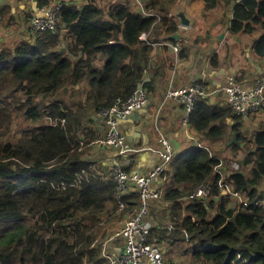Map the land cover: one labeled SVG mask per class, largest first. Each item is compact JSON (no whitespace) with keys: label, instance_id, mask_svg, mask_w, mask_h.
I'll return each instance as SVG.
<instances>
[{"label":"trees","instance_id":"16d2710c","mask_svg":"<svg viewBox=\"0 0 264 264\" xmlns=\"http://www.w3.org/2000/svg\"><path fill=\"white\" fill-rule=\"evenodd\" d=\"M176 1L143 2L150 16L138 0L106 7L62 1L55 31L27 29L29 35L13 46L0 45V264H109L103 256L109 233L103 230L137 209L139 194L119 196L110 172L88 159L91 146L102 140L87 122L88 113L127 101L140 85L154 91L146 75L157 78L164 71L153 64L160 34L171 38L180 32L176 18H169ZM218 1L205 0V10ZM55 4L37 0L39 8ZM6 14L8 26L16 22L6 8L0 9V24ZM228 31L250 38L254 55L264 60V0L237 2ZM218 59L212 58L213 67ZM19 116L27 124L12 142ZM241 120L227 104L198 99L190 127L204 145L216 154L223 148L230 158L222 157L219 174L220 160L196 147L175 157L166 175V220L175 230L166 236L168 228L153 226L152 237L163 249L189 242L193 264H264V210L242 207L220 185L222 180L250 202L264 195V120L252 131ZM231 161L240 169L229 166ZM201 185H208L210 195L189 199Z\"/></svg>","mask_w":264,"mask_h":264},{"label":"crops","instance_id":"0c3cea01","mask_svg":"<svg viewBox=\"0 0 264 264\" xmlns=\"http://www.w3.org/2000/svg\"><path fill=\"white\" fill-rule=\"evenodd\" d=\"M13 9L18 10L16 20L25 21V16H29L35 11V0H8ZM56 4H62V1L82 7L89 1H96L106 7L117 2L133 3L134 0H53ZM150 1V0H143ZM240 0H219L217 7L213 10H205V0H177L171 8L169 18L175 17L178 21V27L182 39L172 45L166 41V34L161 33L160 43L154 45L153 64H159L164 71L159 77L146 75V82L152 84L153 92L149 94V101L143 110L134 112L128 118L118 122V130L126 138L129 147L128 153H119L106 144L101 143L107 133L105 120L100 113L90 110L87 122L97 135L102 139L100 144L91 146L88 159L96 161V167H99L103 173L110 172L116 165H121L125 170H129V176L146 175L155 166L161 162L160 152L162 150L161 139L169 140L175 150V157L188 156L194 148L209 150L213 155L217 154L204 145L199 140L198 134L190 126L184 125L185 108L181 102L174 99H168L167 94L171 89L188 86L194 83H203L208 93L211 105L227 104L228 95L225 90L227 80L233 76L241 79V82L248 89H253L260 75L264 73V60L258 59L251 46V39L240 35H232L228 28L232 18L233 9ZM0 4L2 1L0 0ZM15 13V11L13 12ZM179 13H184L190 22V28L180 27ZM24 23V22H23ZM22 24V23H16ZM25 35H29L26 30L30 29V19L25 26ZM225 36L220 40V36ZM259 34L256 35V37ZM148 35H144L146 40ZM179 46V52L174 50V46ZM185 52V59H180L178 54ZM218 56L219 66L213 67L212 58ZM264 115V114H263ZM242 127L246 130V122L241 120ZM230 125H236L235 122L228 120ZM255 127H252V130ZM234 138V137H233ZM232 138V139H233ZM232 141V140H231ZM231 141H228L230 143ZM235 142V141H234ZM233 142V143H234ZM227 143V146H229ZM232 143V144H233ZM231 145V144H230ZM131 149V151H130ZM228 154V153H226ZM170 170V168H169ZM168 170V171H169ZM168 181L167 178H159L152 184L154 191H163V197ZM130 180L127 186V193H139L137 185ZM261 192L264 193V184ZM153 201L149 218L155 227L168 228L173 222L166 220L171 203L163 201ZM139 207V206H138ZM184 216L186 213L183 212ZM130 213L125 217L117 219L113 224L105 226L110 229H104L103 232L109 233L106 240L110 239L108 250L113 253L123 251L125 243L121 239H114L111 230L121 228L129 220ZM162 228V229H163ZM117 231L119 229H116ZM167 231V229H166ZM167 234V232H166ZM165 234V235H166ZM168 236V234L166 235ZM112 238V239H111ZM183 238V237H180ZM157 240V239H156ZM185 242V240H184ZM173 242L165 245L163 253L166 258L174 264H193L191 254V245L188 250L182 252L184 244ZM188 242H185L187 244ZM180 246V247H179ZM176 262V263H175ZM144 264H151L144 261Z\"/></svg>","mask_w":264,"mask_h":264},{"label":"built area","instance_id":"2783aa9c","mask_svg":"<svg viewBox=\"0 0 264 264\" xmlns=\"http://www.w3.org/2000/svg\"><path fill=\"white\" fill-rule=\"evenodd\" d=\"M61 6L62 4H55L50 8H36V13L32 19V27L34 30L38 32L54 31L57 28L58 14ZM141 7L143 13L149 16L152 14L144 8L143 4H141ZM173 48L176 52L179 51L178 45ZM226 92L235 114L248 117L264 107V76L258 80L256 86L251 90L245 88L231 77L228 80ZM204 94V88L199 84H192L191 86L170 91L169 97L178 100L185 107L184 125H189L190 115L194 110L195 104L200 96ZM148 101V92L145 89L138 88L127 101L120 102L110 109L103 110L101 116L106 122L107 133L101 143L108 146H119L122 148L121 153H128L129 147L127 140L119 132L118 122L128 118L134 112L142 110L148 104ZM161 143L162 150L159 155L161 162L146 175H134L131 177L124 171L121 165H116L110 171V177L117 185L119 196H123L127 193V186L130 180L136 183L139 192V207L133 212H130L129 220L118 231L114 232L113 229L111 230V234L113 233L112 238L124 241L125 247L123 251L117 253L110 252L108 250L110 239L104 241L103 256L109 264H144V261L151 264H168L165 260L163 248L152 240L154 225L149 218L152 202L154 200L159 201L163 197V191H154L151 189L152 184L159 178H164V180H166L170 164L175 156L174 147L169 140L162 138ZM210 154L212 155L211 152ZM222 166L223 162L216 167L215 171L222 174ZM229 166L233 167L235 170L240 169V164L236 161H231ZM220 185L226 188L233 197L239 198L242 207L249 208L255 206L264 210V195L250 202L242 199L238 192L231 189V187L222 180L220 181ZM209 195L210 188L208 185H201L189 199L208 197ZM121 208H124L123 204ZM193 221H195L194 218ZM174 230V223H171L168 226V235ZM185 233L188 238L187 240H189L188 233L186 231Z\"/></svg>","mask_w":264,"mask_h":264},{"label":"rangeland","instance_id":"374dc122","mask_svg":"<svg viewBox=\"0 0 264 264\" xmlns=\"http://www.w3.org/2000/svg\"><path fill=\"white\" fill-rule=\"evenodd\" d=\"M1 1H2V3L3 2L4 3L2 4V6L0 5V9L10 8L13 12L15 11V15L17 16L18 10L12 8L13 3H11L8 0H1ZM9 18H10V15H7L6 17H4L2 19L3 23L0 24V45L13 46L15 43H17V41L23 40V37L25 35V33H24L25 29H26L25 26L28 23V21L16 20V22H13L12 24H10L8 26L7 23H8ZM14 18L16 19L15 16H14ZM15 23H22V24H15ZM263 113H264V111L260 112L259 114L255 115V116L250 117L248 119V121L246 122V130L252 131V127H255V129H256V127L264 120ZM26 124H27V121L24 120L23 116H19V118H15L14 127H12V137H13L12 142L18 141L19 135H17V132L22 130L23 128H25ZM30 127H33V125H31ZM81 146H83V147L86 146L84 148L85 151L88 149V147H87L88 145L84 146V144H81ZM86 152L88 153L89 149ZM218 154H217V156H219L220 158H222V157L230 158V154L229 153L226 154V151H224L223 148H221V150L218 152ZM152 240L155 241L156 243L158 242L154 238H152ZM181 246H184L182 249V252H184V251L188 250L189 242L187 244H184ZM166 255H165V257H166ZM166 260L168 262H171L167 258H166Z\"/></svg>","mask_w":264,"mask_h":264},{"label":"clouds","instance_id":"9594fccd","mask_svg":"<svg viewBox=\"0 0 264 264\" xmlns=\"http://www.w3.org/2000/svg\"><path fill=\"white\" fill-rule=\"evenodd\" d=\"M241 1V0H240ZM139 2V4H140V6H141V4H143V0H139L138 1ZM4 3V2H3ZM2 3V4H3ZM2 4H0L1 6H2ZM143 6H144V4H143ZM34 7H35V11L32 13V15H33V17H34V15H35V13H36V8H38V6L36 7L35 6V2H34ZM44 8V7H43ZM142 8V7H141ZM148 11V10H147ZM143 12V11H142ZM33 19V18H32ZM32 19H30V29H31V31H33V32H38V31H35L34 30V28L32 27ZM57 27H58V24H57ZM181 27V26H180ZM181 28H184V27H181ZM190 27H188V28H184V29H189ZM56 30V29H55ZM54 30V31H55ZM47 32V31H46ZM144 35H146V34H144ZM143 35V36H144ZM143 39V38H142ZM144 40V39H143ZM180 50V49H179ZM179 52V51H178ZM262 76H264V73H262L261 75H260V77L258 78V80L260 79V78H262ZM231 77H233V76H231ZM231 77H229V79L231 78ZM238 83H240V84H242L243 85V83L242 82H240L238 79H236L235 77H233ZM228 79V80H229ZM228 80H227V85H228ZM258 80H257V82H258ZM257 82H256V84H257ZM194 84H199V85H201V86H203V88H204V91H205V94L203 95V96H200V98H207L208 97V93H207V91H206V89H205V86H204V84L203 83H200V82H198V83H194ZM192 85V84H191ZM191 85H188V86H191ZM244 86V85H243ZM256 86V85H255ZM184 87H187V86H183V87H179V88H184ZM227 87V86H226ZM226 87H225V90H226ZM245 87V86H244ZM138 88H142V89H144V87H143V85H140ZM137 88V89H138ZM179 88H174V89H179ZM245 88H247V87H245ZM136 89V90H137ZM248 89V88H247ZM171 90H173V89H171ZM170 90V91H171ZM251 90V89H250ZM170 91L168 92V94H167V98L168 99H173V98H171V97H169V93H170ZM199 98V99H200ZM175 100V99H174ZM227 105H229L230 106V108L232 109V107H231V105H230V102H229V98H228V103H227ZM146 107V106H145ZM144 107V108H145ZM143 108V109H144ZM185 108V107H184ZM264 108V107H263ZM263 108H261L258 112H256V113H254V114H252V115H250V116H248V117H243V116H238L237 114H235V112L233 111V109H232V111H233V113H234V115H236V116H238V117H241L242 118V120H248L250 117H252V116H255V115H257V114H259L260 112H261V110L263 109ZM142 109V110H143ZM137 112V111H136ZM100 115H101V113H100ZM102 117V116H101ZM103 119V118H102ZM104 120V119H103ZM106 125V124H105ZM187 126H190V124L189 125H187ZM104 139V138H103ZM97 143H100V141H98ZM202 150H205V149H202ZM206 152H208L209 154H210V152L208 151V150H205ZM210 156L211 157H217L219 160H220V163L221 162H223V165H224V161H223V159L222 158H220L219 156H216V155H211L210 154ZM174 158H175V156H174ZM174 160V159H173ZM235 162V161H234ZM237 162V161H236ZM230 163V162H229ZM229 165V164H228ZM170 168V167H169Z\"/></svg>","mask_w":264,"mask_h":264},{"label":"water","instance_id":"95a60500","mask_svg":"<svg viewBox=\"0 0 264 264\" xmlns=\"http://www.w3.org/2000/svg\"><path fill=\"white\" fill-rule=\"evenodd\" d=\"M35 6L37 7V0H35ZM178 18H180V26L181 27H184V28L190 27V22L185 17L184 13H179L178 14ZM224 36L225 35L222 34L219 39L221 40ZM170 39L174 40V41H179V40L182 39V35L181 34H176V35L172 36ZM234 141H235V137L232 139V141L230 143H228V145L232 144ZM111 148L115 149L118 152V154L122 151V148L119 147V146H111Z\"/></svg>","mask_w":264,"mask_h":264}]
</instances>
